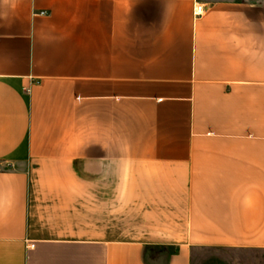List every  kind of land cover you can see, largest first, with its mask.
I'll return each instance as SVG.
<instances>
[{
  "label": "crops",
  "instance_id": "obj_1",
  "mask_svg": "<svg viewBox=\"0 0 264 264\" xmlns=\"http://www.w3.org/2000/svg\"><path fill=\"white\" fill-rule=\"evenodd\" d=\"M195 248L264 250V0H0V264Z\"/></svg>",
  "mask_w": 264,
  "mask_h": 264
},
{
  "label": "rangeland",
  "instance_id": "obj_2",
  "mask_svg": "<svg viewBox=\"0 0 264 264\" xmlns=\"http://www.w3.org/2000/svg\"><path fill=\"white\" fill-rule=\"evenodd\" d=\"M191 264H264V250L195 248Z\"/></svg>",
  "mask_w": 264,
  "mask_h": 264
},
{
  "label": "built area",
  "instance_id": "obj_3",
  "mask_svg": "<svg viewBox=\"0 0 264 264\" xmlns=\"http://www.w3.org/2000/svg\"><path fill=\"white\" fill-rule=\"evenodd\" d=\"M203 13H204V6L201 4H195L193 8V16L195 18H199L203 15Z\"/></svg>",
  "mask_w": 264,
  "mask_h": 264
}]
</instances>
